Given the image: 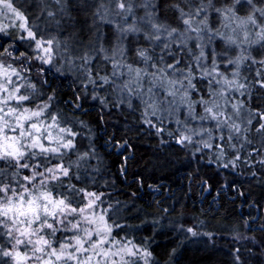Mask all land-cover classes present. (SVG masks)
Returning <instances> with one entry per match:
<instances>
[{
	"label": "snow or ice",
	"instance_id": "1",
	"mask_svg": "<svg viewBox=\"0 0 264 264\" xmlns=\"http://www.w3.org/2000/svg\"><path fill=\"white\" fill-rule=\"evenodd\" d=\"M196 191L249 212L210 227ZM225 235L223 264H264V0H0V264H190Z\"/></svg>",
	"mask_w": 264,
	"mask_h": 264
},
{
	"label": "trees",
	"instance_id": "2",
	"mask_svg": "<svg viewBox=\"0 0 264 264\" xmlns=\"http://www.w3.org/2000/svg\"><path fill=\"white\" fill-rule=\"evenodd\" d=\"M148 146L149 145L146 142L144 147L147 148ZM119 159L120 158L118 156L112 157V160L117 162H119ZM141 168H142V164L137 163L135 167L130 166V172L135 173L139 171ZM203 171L207 175L214 174L210 166L208 168L203 169ZM158 175L159 177H161L162 183L171 186L173 191L177 192L178 195L180 194L184 186L183 177L186 175L184 171H181L178 174L173 175L172 172L165 170V172L159 173ZM128 179L131 182L133 180V176L129 175ZM165 195H167V188L165 189ZM193 196L194 198L192 200H186V203L190 206L191 215L200 216L201 219L205 220V222L210 227L215 228L224 224H231V222L233 221L240 222L242 216L246 215L249 212V209L246 206L241 208L239 202H237L236 204H231L227 202V198L219 202L213 203L212 196H207V201L200 200L198 191L194 192ZM145 198L147 199L148 197L146 196ZM210 204L213 207V211H208ZM227 240L228 237L227 235H225L224 241L218 242V250L215 251L212 250H209L207 252L190 251L187 254L190 264H223L224 261L230 259L226 255V252L230 247V244L227 243ZM168 242H169L168 237L157 238V243L160 244L161 246L167 244ZM257 261L258 258L255 257L250 258V264H257Z\"/></svg>",
	"mask_w": 264,
	"mask_h": 264
}]
</instances>
